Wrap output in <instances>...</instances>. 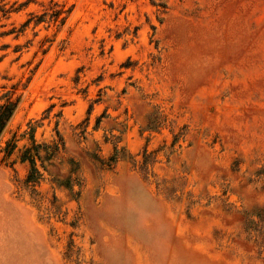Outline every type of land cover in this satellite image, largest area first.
<instances>
[{"label": "rangeland", "instance_id": "obj_1", "mask_svg": "<svg viewBox=\"0 0 264 264\" xmlns=\"http://www.w3.org/2000/svg\"><path fill=\"white\" fill-rule=\"evenodd\" d=\"M9 91L0 264H264V0H0Z\"/></svg>", "mask_w": 264, "mask_h": 264}, {"label": "trees", "instance_id": "obj_2", "mask_svg": "<svg viewBox=\"0 0 264 264\" xmlns=\"http://www.w3.org/2000/svg\"><path fill=\"white\" fill-rule=\"evenodd\" d=\"M62 12L59 10L53 11V15L51 16V20L53 22H60L64 23V18L62 19ZM43 22L42 19H37V24ZM30 22H28L29 24ZM15 92L9 91L5 93L0 98V139L7 128L9 122L13 118L17 107L19 105L20 99L17 97L15 98ZM33 134V129H31V135ZM31 146L30 147H24L23 150H21V156L20 160L22 163H29L31 167V171L28 177V182H37V180L40 178V172L37 169V162H44L49 161L54 156V152L58 150L57 143L53 146H47L46 148L49 150L46 152V156L43 158L41 156V149L42 146L38 145L34 139V135L31 136ZM59 142H62V139H60ZM18 150V140H17V134H14L12 139L6 142V146L4 149L5 153V159H10L14 153Z\"/></svg>", "mask_w": 264, "mask_h": 264}]
</instances>
